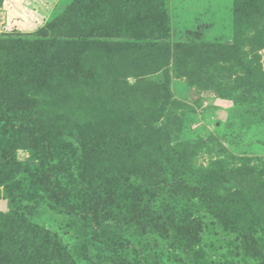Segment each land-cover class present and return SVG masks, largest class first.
Returning a JSON list of instances; mask_svg holds the SVG:
<instances>
[{
	"label": "rangeland",
	"instance_id": "374dc122",
	"mask_svg": "<svg viewBox=\"0 0 264 264\" xmlns=\"http://www.w3.org/2000/svg\"><path fill=\"white\" fill-rule=\"evenodd\" d=\"M107 2L0 0L3 101L60 141L43 168L0 136V264H264V0ZM148 12L165 24L103 30ZM91 121L109 136L60 153Z\"/></svg>",
	"mask_w": 264,
	"mask_h": 264
},
{
	"label": "trees",
	"instance_id": "16d2710c",
	"mask_svg": "<svg viewBox=\"0 0 264 264\" xmlns=\"http://www.w3.org/2000/svg\"><path fill=\"white\" fill-rule=\"evenodd\" d=\"M136 1V0H133ZM244 3H247L246 1ZM248 7H242L240 8V14L246 12V10L248 8L251 7V5L249 3ZM106 6H108V8L110 10H115V6L110 5V0L109 3H106ZM236 13H237V8L235 9ZM165 15V14H164ZM250 19L254 20L253 16H250ZM122 18V16L120 15V19ZM160 20H161V16H160ZM159 20V15H151L149 12L147 13V15H144L143 17H139L138 13L135 15V18L133 20L128 19V21H125V23L123 22L122 24H118L119 21L117 22V25H113L110 28H103L105 33H108V35L114 33V32H118L120 34L121 31H123V29L126 30V28H132V29H136L139 24H141L142 26H146V24L150 25V27L153 24V29L157 26H162V24H165V20L162 19V21ZM110 25H107L106 27H108ZM260 25L257 24L255 27V31L256 33L262 34L264 33V31L262 30V28H259ZM264 27V25H263ZM166 35H163L164 37H162L163 39V58L167 59L168 58V54L170 53V50H174L176 53L178 52V48H180L183 43H179L176 42L173 44V46H171L168 43V35L167 33H165ZM95 38V37H94ZM263 40V45H264V38ZM150 49L153 48V44L152 45H147ZM225 48L228 50L227 52L231 53L234 52L235 50V45L231 44V45H226ZM149 56H153V55H149ZM153 72V71H152ZM151 72V73H152ZM71 75L78 81V82H87V81H94L95 80V75H94V71L90 68H75L74 70H72ZM124 75L126 76H134V77H138L140 75H135L134 71H128L127 73H125ZM256 79V77H255ZM255 82H258L257 79ZM48 82H43L41 81V85H43L45 88H50V86L47 84ZM262 86L264 88V81H262ZM8 93L7 91H5L4 89L0 88V136H6L11 138V143L9 144L8 149H4L2 151V156H5L6 154H8V152H10L11 150H15V149H19V148H23V149H29L31 150L32 154H37L36 159H39V166L43 167V168H51L50 164L55 163V153L54 150H52L55 147V144L57 142L60 141H54V139H52V137L49 134H46L47 132H43L42 134L40 133V131L38 130L37 126L34 125L33 127L31 126L32 122H34V120L32 119V117H29V109L30 106H28V103L26 101H24L25 99H22V101H16L14 104H12L11 102L7 103L6 101H3V98L1 96V94L3 93ZM5 98H7L8 100H16L13 99L12 97L6 96ZM19 99V98H18ZM252 102H256V101H252ZM25 103V104H24ZM27 105V107H26ZM261 122L264 123V116H262L261 118ZM91 126V128H90ZM90 130L95 131V133H91ZM56 133H60L56 132ZM108 137L109 133L106 135L105 133L101 132V129H99L96 125L95 122L91 121L88 122L87 124H85L84 126H82V128L78 131V133L76 134V136L74 137L75 140H78V144L77 145L75 142L73 143L70 142L66 145H64L63 143H60L58 146L60 147V153L63 154H68L75 156L78 152L79 156L81 154H88L89 152V145L91 144L94 140L96 139H101V137ZM128 140L131 141V139L128 138ZM148 141V140H147ZM45 142V144H44ZM46 145V146H45ZM151 144L149 143V146ZM44 146V151L39 152L40 149H43ZM9 161L7 160L4 164H7ZM39 168V167H38ZM56 168V165L55 167ZM39 172L41 173V175L39 176V179H35V182H39L41 184H44L45 187L47 185V181L49 180V175H46L47 169H41L39 168ZM153 184H158L157 181H153ZM49 188V187H46ZM63 190H61L60 188L56 187L54 189H51L50 192V196H53L54 201L56 203L59 202L60 205H62L65 202L64 199V193L63 192L61 194ZM156 194L155 191H149V196L154 197ZM91 206L89 207H85L84 210L87 211H91V217L90 219H94L97 220V211H98V207H99V201L96 199H93L91 204ZM49 242V241H48ZM56 243V242H54Z\"/></svg>",
	"mask_w": 264,
	"mask_h": 264
}]
</instances>
